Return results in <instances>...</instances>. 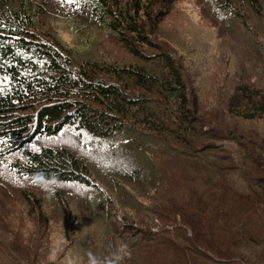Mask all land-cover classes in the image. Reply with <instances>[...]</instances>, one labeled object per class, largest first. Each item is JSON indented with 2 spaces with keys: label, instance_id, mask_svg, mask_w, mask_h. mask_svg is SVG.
<instances>
[{
  "label": "rangeland",
  "instance_id": "1",
  "mask_svg": "<svg viewBox=\"0 0 264 264\" xmlns=\"http://www.w3.org/2000/svg\"><path fill=\"white\" fill-rule=\"evenodd\" d=\"M133 1L144 7L142 15L137 14L136 7L132 10L131 27L136 33L129 31L125 24L119 29L117 22H112L107 32L101 29L106 27L90 23L89 32L108 39L111 62L115 65H139L159 76L166 71L164 77L171 79L172 86L176 87L179 75L184 85L181 94L186 93L190 103L185 114L189 119H184L190 120L189 130L183 125L180 127L178 118L172 121L171 132L159 130L158 135L167 138L169 146L161 148L162 154L158 147H149L155 157L153 163L138 151L126 152L133 145L124 144L123 137H117L123 142L120 147L107 133H99L104 134L103 139L92 135L102 149L95 143L92 150L78 153L75 148L74 152L68 150L88 167V170L82 169V177L75 183L26 171L45 169L36 163L31 151L43 146L60 148L67 140L48 139L46 132L35 129V122L24 131L25 137L17 131L11 136L0 133V264H195L198 260L189 255L190 250L198 249L192 235L177 237L174 233L179 228L172 230L175 223L154 212L155 208L164 209L167 217L171 215L181 223L178 227L185 228L186 223L180 217L184 213L181 202L168 200L173 197L171 184L179 185L178 180L187 173L192 183L184 186L198 202L209 194L221 200L239 197L253 185L264 189V112L254 109L251 114L246 109L241 114L245 108L252 109L250 100L243 97L245 87L260 91L254 94L253 101H259L264 95V0H231V4L225 0H205L216 7L220 5L225 15H216L204 0H158L156 4L155 0ZM51 27L70 41L69 50L75 56L90 53L92 61L99 60L93 55L99 41L77 45L79 35L67 31V24L58 23L56 28L48 26L47 30ZM118 32L125 34L126 41L116 36ZM139 32L144 34L142 40H138ZM132 49H138V57ZM67 54L64 57L71 56L73 63L81 66L77 72L83 70L84 63ZM166 58L174 61L169 67L171 71ZM105 72L99 71L107 79L121 83L128 78ZM141 90L146 97L157 93L164 97L171 93L164 87ZM99 98L100 110L104 103ZM136 126L143 128V125ZM83 127L89 132L88 124L83 123ZM29 137L32 142L26 141ZM25 152L29 153L28 159L24 158ZM116 163L135 167L140 176L137 184L128 185L132 196L111 198L104 204L95 193L101 187L107 188L112 180L108 165L112 173L119 174ZM216 166L219 167L217 174ZM221 175L226 176L224 188L220 190ZM157 181H167L168 185L157 190L160 187ZM116 192L120 193L119 185ZM176 193L178 197L179 192ZM157 196L159 201L154 199ZM260 196L264 197V193ZM188 200L194 201L192 197ZM159 225L170 230L177 242L160 244L161 248L153 256L141 252L144 244L139 248L135 235L160 243L149 234ZM216 236L221 237L218 231ZM125 238L132 242L133 248L125 249ZM238 245L248 250L242 253L246 260L242 264H257L255 244L244 240L243 244L234 243L233 247ZM111 246L116 248L112 252L108 250ZM118 246L124 250H117ZM16 247L27 252L15 253ZM220 256L218 264L225 262L226 256L222 253Z\"/></svg>",
  "mask_w": 264,
  "mask_h": 264
},
{
  "label": "trees",
  "instance_id": "2",
  "mask_svg": "<svg viewBox=\"0 0 264 264\" xmlns=\"http://www.w3.org/2000/svg\"><path fill=\"white\" fill-rule=\"evenodd\" d=\"M169 1L174 2L175 0ZM225 1L227 4H231V0ZM144 2L147 3L146 0ZM156 2L158 0H155L154 4ZM204 2L207 6L212 7L214 13L221 7L220 5V7H216L205 0ZM225 6L227 7V5ZM135 7L138 9L137 14L143 12V5L136 4L133 0H0V133L22 132L31 128V124L35 122V129L40 133L49 132L52 134L61 119L66 121L70 117L68 111L72 108L75 109V116L80 123L90 126V135L99 136L102 139L106 137L99 133H107L112 138L114 137L112 128L118 127L126 132L132 141L138 140L141 131L129 125L130 116L139 121L145 119L146 125L155 128L157 133L159 130L171 132L173 128L171 123L176 118L180 120L181 128L183 125L189 130L187 124L190 120L184 119L185 114L188 113L186 108L190 106V103L187 101L186 93L181 94L184 85L179 75H177L176 84L178 86L176 87L172 86L171 79L164 77V74H167L166 71L165 73L163 71V75L159 76L143 66L115 65L111 62V43L108 42V39L98 38L89 32L92 28L91 25H88L90 23L105 24L110 22V25L112 22H117L119 29L125 24L128 30L131 28V32L136 33L135 29L131 27L132 10ZM58 23L67 24V31L79 35L77 45L87 46L99 41L93 49V55L99 60L92 61L90 53H87L80 57V61L84 63L80 73L77 72V69L81 68L78 65L73 66L72 71L64 70L65 67H69L70 63L69 57L66 58L63 55L69 53L70 41L64 40L59 32L52 30V27V31L47 30L48 26L56 28ZM80 24H83L82 27ZM101 29L106 32L108 30V28ZM57 30H59L58 25ZM116 36L126 41L124 33L118 32ZM46 37H49L50 40H47ZM143 38L144 34L139 32L138 40ZM42 40H45L44 44ZM105 50L107 51L105 52ZM131 51L138 57V49ZM165 62L168 68L174 63L172 58L169 60L166 58ZM99 71H106V74L114 73L117 76L127 75L128 78L121 83L118 80L107 79V75L101 74ZM163 87L171 90V93L164 97L159 93L153 97H146L143 96L144 90H141H150L151 88L159 90ZM253 90L245 87L243 97L250 100L252 109L245 108L241 114L246 113V109L249 113L251 111V114L255 112L254 109L264 112V95L260 96L259 101H253L254 94L260 93L257 89ZM131 91L136 93L132 94ZM99 96L102 97L100 102L104 103V108L100 110L98 109L100 107L98 105ZM178 104H180V108H178ZM53 122H57L56 126ZM20 134L25 136V133ZM131 140L127 144L130 143L133 147L127 148L126 152L132 151L134 154L138 151L149 162L148 156L141 150V146ZM164 140L169 144L167 138ZM164 145L166 146L165 142ZM68 150H70L68 145L64 144L60 148L48 149L46 146L43 147L41 153H32L40 168H45L36 170V172L50 178L53 177L52 174L56 175L64 182L69 179L62 176L77 174L82 169L88 170V167L86 168ZM27 154L29 158L28 152H25L24 158H27ZM108 167L110 173L113 174L112 180L107 188L104 186L98 200L102 199L104 204L110 202L104 196L105 190H113L114 198L126 199L132 196L128 191V185L137 184L140 176L139 171L135 167H122L116 163L117 172L124 173V176L119 178V174L112 173L111 166L108 165ZM210 168L214 170L213 167ZM68 169L71 170L67 171ZM96 170L99 169L96 168ZM215 170L217 174L219 167L216 166ZM99 174L102 175L101 171ZM103 174L106 176L107 173L103 172ZM183 175L178 180L179 185L171 184L173 197H168V200L181 202L184 213L180 217L186 223L185 228L178 227L177 224L181 223H178L176 218L171 215L167 217L164 209L155 208L154 212L175 223L174 227H176L172 230L175 231L179 228V231L174 233L177 237L182 239L191 232L189 235H192L193 244L198 245V249L189 251V255L198 260L195 261V264H218L217 260L221 259V253L228 259L225 257V262L220 264H242L246 262L242 253L248 250L241 245L233 247V244H243L244 240L252 241L255 244V251H257L255 260L257 264H264V197L260 196V193H264L263 187L253 185L239 197L234 196L229 200H221L217 196L209 194L198 202L192 194L188 193V187L184 186L185 183H192V179L188 178L187 173H183ZM225 176H220V190L224 188ZM117 185L122 186L125 191H120L118 194L116 192ZM156 185L160 186L157 188L158 190L168 184L167 181L163 183L157 181ZM100 190L101 188L97 192ZM195 190L200 191L201 188L195 187ZM176 192H179L178 197ZM189 197H192L193 203L188 200ZM237 198H239L238 202L233 203ZM154 199L159 201V196ZM246 226L249 228L244 229ZM217 231L221 235L220 238L216 236ZM170 233V230L162 229L159 225L157 230H151L149 234L158 238L160 243L154 244L147 236L142 237L139 248L142 244L144 245L140 251L154 255L161 248L160 244L176 243L177 241L171 237ZM255 236L260 237L261 240ZM123 241L125 249L133 248L129 239L125 238ZM123 248L118 246L117 250L123 251ZM115 249H112L111 246L108 250L112 252ZM237 249L239 251H236ZM21 250L23 253L27 252L23 248L19 250L18 247L14 249V252L18 253Z\"/></svg>",
  "mask_w": 264,
  "mask_h": 264
},
{
  "label": "clouds",
  "instance_id": "3",
  "mask_svg": "<svg viewBox=\"0 0 264 264\" xmlns=\"http://www.w3.org/2000/svg\"><path fill=\"white\" fill-rule=\"evenodd\" d=\"M219 13H223V15L227 14L225 12H219ZM211 15L215 18V16L213 14H211ZM129 31H131V28L129 29ZM74 110L75 109L72 108V110L68 111V114L70 115V117L66 121H63L61 119V121L58 123V126H56L57 122H55V123L53 122L54 126H56V128L53 129L54 132H57L65 122L66 123L70 122L71 119H77L78 120V118L75 116ZM128 123H129V125L133 126V128H135L136 130H140L141 131V134L139 135V139L138 140L132 141L131 138L129 137V135L126 132H124L121 128H118V127H113L112 128L113 132L115 134H117L118 136H121V137H123L125 139L124 144H127L128 141H130V140H131V142H133L135 144H139L141 146V148H143V150H144L143 152L148 156L149 162L153 163L155 157H154L153 154H149V152H150L149 147H153V148H157L158 147V151L160 152L161 148H163V149H167L168 148V146H169L168 143L166 142V140H164V138H162L160 135H158V133L155 131V128H153V127L151 128L148 125H146L147 121L145 119H141L139 121L135 117L130 116ZM136 125H143V128H139ZM164 142L166 143V146L164 145ZM41 152H42V150L39 151V153H41ZM39 153H37V154H39ZM33 154H36V153H33ZM162 163L163 162H161V164ZM69 170H71V169H68L67 171H69ZM27 172H29V171H27ZM30 172H32L33 174H38L36 172V170H32ZM79 173L80 172H77V174H71L69 176L64 175L62 177H65V178L69 179V181L71 183H75V181L79 178V176H78ZM58 179H60V177ZM171 228H172V226H171ZM154 230H157V228H155ZM189 233L191 234V232H189ZM135 242H138V245H139L140 242H141V237L140 236L136 237V235H135ZM150 256H153V255H150ZM181 261H182V258H181Z\"/></svg>",
  "mask_w": 264,
  "mask_h": 264
}]
</instances>
